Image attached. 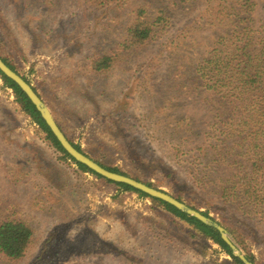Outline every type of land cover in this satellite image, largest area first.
<instances>
[{
	"label": "rangeland",
	"instance_id": "1",
	"mask_svg": "<svg viewBox=\"0 0 264 264\" xmlns=\"http://www.w3.org/2000/svg\"><path fill=\"white\" fill-rule=\"evenodd\" d=\"M210 5L0 0V57L29 82L87 156L150 181L229 226L234 221L220 215L218 185L233 168L221 165L207 179L206 157L198 158L222 108L195 73L220 32ZM137 6L160 17L156 32L146 44L121 51ZM102 55L113 56L114 63L96 72L90 62ZM253 217H234L245 224L239 226L242 244L222 226L246 256L253 255V264H264V207L254 208ZM4 219L26 221L33 235L21 258L0 254V264H232L217 244L148 198L118 191L64 160L0 78Z\"/></svg>",
	"mask_w": 264,
	"mask_h": 264
},
{
	"label": "trees",
	"instance_id": "2",
	"mask_svg": "<svg viewBox=\"0 0 264 264\" xmlns=\"http://www.w3.org/2000/svg\"><path fill=\"white\" fill-rule=\"evenodd\" d=\"M90 1L100 7L110 6L119 0ZM125 1L121 0L122 3ZM170 1L179 5L194 0ZM207 2L212 3L208 6V11L218 12L215 18L212 17L213 21L218 23L220 32L206 56L196 65L195 73L200 75L199 77L196 74L204 82V87L210 90L209 93H212V100L216 97L220 99L222 108L217 110V113L215 111L213 115L212 122L206 130L209 139L207 148L200 149L198 158L206 157L202 172L207 179L211 178L212 173L218 172L221 165L228 167L229 163L232 166L233 171L226 179L219 178L223 183L222 186L218 185L219 201L223 204L219 211L225 220L233 219L234 223L231 225H222L232 234L236 243L242 244L244 236L239 226L245 224L241 219L236 221L234 217L241 214L246 220L253 222L256 221L253 217V209L264 207V0H207ZM258 10L263 11L262 15L257 16ZM131 15L125 29V38L118 46L121 51L130 50L150 41L160 20V17L154 18V15L143 6L134 7ZM2 60L6 63L4 59ZM113 63V56L102 55L91 60L90 67L96 72L106 71ZM6 64L13 69L11 65ZM0 78L12 90L15 102L19 104L21 110L44 132L45 137L61 153L64 160L76 164L83 172L113 184L118 191L136 193L148 198L153 205L191 226L201 238L217 244L230 257L232 264H243L231 254L229 247L211 226L124 183L107 180L74 161L61 148L39 112L19 87L1 72ZM216 131H218L217 134ZM229 139L231 142H228ZM70 142L77 150L83 152L79 144ZM208 155L209 158H207ZM241 158H244V161ZM99 164L110 171L141 181L139 177L129 175L118 168ZM194 175L196 180L198 176ZM142 182L158 188L150 181ZM174 197L183 201L179 196ZM188 206L198 210L193 205L188 204ZM201 213L209 216L207 210ZM32 235V229L26 221L2 220L0 222V254L10 261L21 258L31 243ZM252 257V254L247 256L251 262Z\"/></svg>",
	"mask_w": 264,
	"mask_h": 264
},
{
	"label": "water",
	"instance_id": "3",
	"mask_svg": "<svg viewBox=\"0 0 264 264\" xmlns=\"http://www.w3.org/2000/svg\"><path fill=\"white\" fill-rule=\"evenodd\" d=\"M0 72L13 83H15L19 89L27 96L29 101L34 105L35 109L39 112L40 117L45 122L46 126L49 128L53 136L58 141L61 148L76 162L84 165L94 173L100 175L101 177L117 182L124 183L136 190L143 192L149 197L162 200L176 209L186 213L199 220L200 222L211 226L214 228L221 238V240L229 247L231 254L238 258L243 264H253L249 258L240 250L235 241L230 237L227 230L218 222L213 220L209 216H205L200 210L189 207L184 202L176 199L174 196L170 195L164 190L159 188H154L149 186L142 181L136 180L130 176L124 174L110 171L104 168L102 165L97 163L95 160L87 156L84 152L77 150L73 144L69 141L63 131L60 129L59 125L55 121L51 111L39 97V95L34 91L32 86L16 71L10 68L0 57Z\"/></svg>",
	"mask_w": 264,
	"mask_h": 264
}]
</instances>
